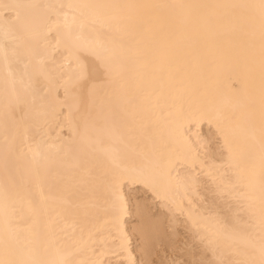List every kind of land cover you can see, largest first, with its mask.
<instances>
[{"label": "bare ground", "instance_id": "6f19581e", "mask_svg": "<svg viewBox=\"0 0 264 264\" xmlns=\"http://www.w3.org/2000/svg\"><path fill=\"white\" fill-rule=\"evenodd\" d=\"M96 2L112 0H0V6L36 5L29 11L52 29L45 28L46 39L31 49L21 47L12 56V71L17 76L25 71L32 74V91L25 103L13 106L7 126L0 106V187L6 179L5 151L8 149L7 177L24 194L15 208V221L23 238L38 233L42 240H55L71 264L149 261L155 232L162 231V224L159 225V219L147 220L146 205L130 202L126 189L140 187L157 201L159 214H168L171 218L168 221L172 234L177 213L200 243L202 253L196 254V258L191 253L185 264H229L233 259L231 252L222 244L212 242L215 226L225 225L243 232L250 230L251 221L241 209L239 194L231 189L228 174L217 168L222 148L219 140L218 145L212 143L215 128L207 120L194 116L188 102L181 100L166 81L151 72L131 74L126 84V102L113 110L103 133H85L89 106L76 99L79 90L70 95L65 93L64 69L70 58L53 26L58 25L62 32L67 14L68 24L77 29L82 25L95 38L98 29L94 31L78 11L74 21L72 10L60 6ZM0 13L10 19L2 7ZM99 38L104 42L120 39L106 35ZM4 40V19H0V42ZM9 54L12 55L11 51ZM80 56L78 66L71 61L74 69L89 78L102 74L86 52L82 51ZM4 72L0 54V82ZM243 87L239 73L228 66L221 67L213 77L208 102L227 104ZM189 144L195 145L194 151H187ZM134 147L137 152H155L170 182L158 186L156 195L141 184L125 183L120 189L123 208L117 213L109 202L104 172L112 154H132ZM87 169L95 175L94 192L90 194L69 183L70 177L79 176ZM130 203L133 210L129 209ZM134 215L139 217V223L127 225V220ZM132 235L137 236L135 246L131 245Z\"/></svg>", "mask_w": 264, "mask_h": 264}, {"label": "snow or ice", "instance_id": "6c2138e0", "mask_svg": "<svg viewBox=\"0 0 264 264\" xmlns=\"http://www.w3.org/2000/svg\"><path fill=\"white\" fill-rule=\"evenodd\" d=\"M0 7L10 17L0 13L5 36L0 42L5 68L0 106L7 126L13 106L25 103L32 91V74L25 71L17 76L12 71V56L21 47L31 49L46 39L45 28L52 29L29 11L36 5ZM60 7L72 10L74 21L78 11L94 31L98 29L94 38L82 25L77 29L68 24L67 14L62 32L53 26L70 58L64 69L65 93L79 90L76 99L89 106L85 133H103L113 110L126 102L131 74L151 72L166 81L188 102L194 116L215 128L222 148L217 168L228 174L231 189L239 194L241 209L251 221L250 230L243 232L215 226L212 242L231 252L229 264H264V0H112ZM101 35L120 39L104 42ZM82 51L99 66V77L89 78L73 68L71 61L78 66ZM224 66L240 74L244 87L231 102L213 104L208 102L212 80ZM194 150L195 145L187 146V151ZM8 157L6 149V179L0 187V264H71L55 240H42L38 233L23 238L15 208L24 194L7 177ZM35 171L39 176V167ZM104 180L110 205L119 213L123 208L120 189L125 183L141 184L156 195L158 186L169 183L170 177L155 152H137L134 147L132 154L109 157ZM94 182L91 169L69 178L85 194L94 192ZM128 264L137 262L129 260Z\"/></svg>", "mask_w": 264, "mask_h": 264}, {"label": "rangeland", "instance_id": "374dc122", "mask_svg": "<svg viewBox=\"0 0 264 264\" xmlns=\"http://www.w3.org/2000/svg\"><path fill=\"white\" fill-rule=\"evenodd\" d=\"M59 65H61V63H59ZM58 92L60 93L59 89H58ZM203 131H205V129H203ZM209 132L211 133V130ZM212 139H213L212 140L213 145L214 146L218 145V139L215 135H212ZM126 192L129 195L130 202H132V201L133 202H141L144 204V206L146 205L145 210H148L147 215H149V216H147L148 221L154 220V222H155L156 220L159 219L160 220L159 225L162 224L164 226L163 227L161 225L162 231L156 230V232H155L157 234H155V236H154L155 238L153 239V244L151 247L150 257H149V261L151 262V264H174L173 261H175V263H177V264H185L186 262L189 261L191 253H193L195 255L194 256L195 258L197 257V255H200L202 253L201 245H199L200 243L195 239L194 234L189 229V227L186 225V223L184 222L181 215H179L177 213L175 214L176 216L174 215V220H176L175 222H177V223H175V225L173 226L174 230H173V234H172V232H170L172 230L171 229V227H172L171 222L168 221V220H171V218L168 217V214L167 215L165 214V216L163 215L164 213L159 214L160 207L157 204V201L153 197H151V194L148 191H146L145 189L140 188V187H133V188H128V190L126 189ZM129 209L133 210L131 203L129 204ZM152 215H154L155 217L153 216V218H152L151 217ZM138 220H139V217L137 215L131 216L127 220V225H130V226L134 225V224L136 225V223L137 224L139 223ZM183 223H185V224H183ZM163 229H164V232H163ZM168 232H170V233H168ZM164 234L167 237L166 236L163 237ZM132 236H130L132 238L131 239V245L135 246V245H137V242H138V240H136L137 236L136 235H134L133 237ZM135 236H136V238H135ZM156 236H158L159 238ZM160 236H162V237L160 238ZM171 238H173V239H171ZM157 239H158V241H157ZM164 239H166V240L164 241ZM135 240H136V242H135ZM155 240H156V242H155ZM136 256H137V254H136Z\"/></svg>", "mask_w": 264, "mask_h": 264}]
</instances>
